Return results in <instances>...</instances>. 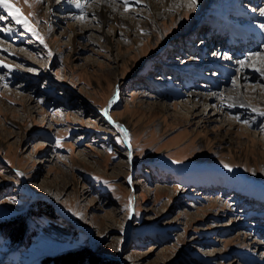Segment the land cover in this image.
I'll use <instances>...</instances> for the list:
<instances>
[{"label":"rangeland","instance_id":"rangeland-1","mask_svg":"<svg viewBox=\"0 0 264 264\" xmlns=\"http://www.w3.org/2000/svg\"><path fill=\"white\" fill-rule=\"evenodd\" d=\"M48 1L11 0L38 36L0 6V264H264V38L238 25L264 0L129 1L79 35L66 14L101 19Z\"/></svg>","mask_w":264,"mask_h":264},{"label":"bare ground","instance_id":"bare-ground-1","mask_svg":"<svg viewBox=\"0 0 264 264\" xmlns=\"http://www.w3.org/2000/svg\"><path fill=\"white\" fill-rule=\"evenodd\" d=\"M129 1L135 2L136 0H129ZM139 1L144 3L146 6L147 5L148 6L151 5L153 7V4L155 3L156 0H139ZM180 1H184V0H162V2L165 3V5H164L165 7H166L167 3H171V8H169V10L177 9V8H174V7L179 6V4L181 5L182 3H180ZM65 4H67L66 8H68L70 10H71V8H75L74 10L79 9L80 11L84 9V10H87L88 12H90L92 15H95V18H100L101 19V24L99 26H95L94 24L91 27L83 26L85 28V30L78 32V31H76L77 30V26H80L79 24L82 21L80 19H81V17H84V16H80V15H76V14H75V16H73V15H70V14H68V15L66 14L64 17H71V18H74L75 20L79 19V20H77L78 22L75 21L76 23H69V26H68L70 29H73L75 31L76 35H79L82 32H85L87 29L103 28L104 25L109 23V22H114V21H117V22H121L122 21L123 22V21H127L129 19H134V16H130L128 13H121L120 14L119 12L114 11L115 8L124 9L125 10L124 0H61V6L63 7V5H65ZM50 6L51 7L55 6V3H51ZM193 8L194 7H190V9H193ZM244 8L245 9L242 8L239 11L240 15H245L246 17L248 15H250V16H258V17L253 19V20H256V21H250V22L245 21L244 23H238V25H247V26H249L252 29L253 34L257 35L259 38H264V5H262V7H260V9H259V12H261V15L256 14L255 10H253V9L250 10L249 8H246V7H244ZM164 13H165V11H164ZM168 13H170V12L168 11ZM76 17H79V18H76ZM230 31H231V39L233 41H237L240 38L241 39H247L249 37V35H250L249 33L241 31V30L230 29ZM104 33L106 35H108V36H113L114 35V33H112V34L110 33L109 34V32H105V31H104ZM135 35H136L135 40H139L140 37L142 36V35L140 36V34H135ZM14 41L17 42L16 40H14ZM144 46H145V42L142 44V48ZM0 47H5V46L2 45L1 42H0ZM143 50H144V48H143ZM198 62L199 63L197 65V67L198 66L200 67L201 65L206 63V64L209 65V67H213V66L219 67L222 70L221 71L222 73L226 72V70L223 69V66L218 64V60L216 62H214V61L209 60V59L204 60V58H200L198 60ZM37 64H39V63H37ZM194 67H195V65H194ZM237 70H238V68H237ZM261 70H263V68ZM186 71L187 70H184V72H186ZM240 76L241 77H245L244 79H247L248 72H244V70H243V71H241ZM170 86H171L170 87V90H171L172 89V84H170ZM209 88H210V86L207 87V84H205L203 82L202 86H200V90H196V89L189 90L190 91L188 93L189 99L197 100V101L199 100V101H202L204 103H208L210 100H216L217 104L220 103L222 105L224 103H227V102H229V103L230 102L231 103H235V102H238V101L243 102L242 101V99H243L242 97L243 96H242V94H239V92H241L240 90H239V92H238V90H237V92L233 91V90L232 91L231 90H229V91L227 90L228 92L221 94L219 91L207 92V91H209ZM223 92H225V91H223Z\"/></svg>","mask_w":264,"mask_h":264},{"label":"snow or ice","instance_id":"snow-or-ice-1","mask_svg":"<svg viewBox=\"0 0 264 264\" xmlns=\"http://www.w3.org/2000/svg\"><path fill=\"white\" fill-rule=\"evenodd\" d=\"M136 2L138 3L139 0H136ZM25 3H29V0H25ZM196 3H197V0H190L189 7H194ZM124 4H125V11L129 10V6H130L129 0H124ZM0 6H2L4 9L7 10V15L9 17H11L12 20H14L16 24L21 25L22 27L27 29L29 32H32L34 35L38 36V33L36 32V30L31 26L29 19L23 14L22 9L16 7L13 3H11V0H0ZM29 6H31L30 3H29ZM3 18L4 17H0V19H3ZM81 18H83V17H81ZM41 43H43V40H41ZM241 63H243V62H241ZM4 66L10 67L8 65H4ZM257 71H260V69H257ZM262 74H264V73H262ZM228 107H235V105L229 104ZM252 111L256 112L257 110L255 108H253ZM105 115L106 116L108 115L107 110H105ZM259 115L264 117V111L260 112ZM234 118L237 119L238 121L241 119L239 116H236ZM109 120H111L110 116H109ZM242 122L245 124L250 123L249 120H243ZM113 123H115V122L113 121ZM116 127L118 129H120L122 132H124L125 135H127V129L123 128V126L116 125ZM225 167H228V165H225Z\"/></svg>","mask_w":264,"mask_h":264},{"label":"trees","instance_id":"trees-1","mask_svg":"<svg viewBox=\"0 0 264 264\" xmlns=\"http://www.w3.org/2000/svg\"><path fill=\"white\" fill-rule=\"evenodd\" d=\"M20 230H21V225H18V227L17 226H15V227H13V229H10V231H11V233H13V235L15 234H19L20 233ZM83 261V257H81V256H78V257H76L75 259H73L72 261Z\"/></svg>","mask_w":264,"mask_h":264}]
</instances>
